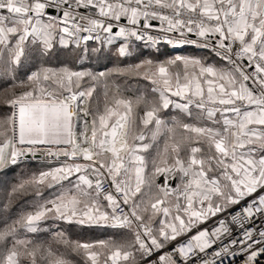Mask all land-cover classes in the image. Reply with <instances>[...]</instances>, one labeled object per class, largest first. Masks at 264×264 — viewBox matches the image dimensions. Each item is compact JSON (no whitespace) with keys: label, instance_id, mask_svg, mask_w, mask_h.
<instances>
[{"label":"snow or ice","instance_id":"snow-or-ice-1","mask_svg":"<svg viewBox=\"0 0 264 264\" xmlns=\"http://www.w3.org/2000/svg\"><path fill=\"white\" fill-rule=\"evenodd\" d=\"M226 259L264 264V0H0V264Z\"/></svg>","mask_w":264,"mask_h":264},{"label":"rangeland","instance_id":"rangeland-1","mask_svg":"<svg viewBox=\"0 0 264 264\" xmlns=\"http://www.w3.org/2000/svg\"><path fill=\"white\" fill-rule=\"evenodd\" d=\"M162 50L165 51V52H167L166 49H162ZM169 53H180V54H185V55H191V54H199L200 53V50L193 49V48H187L186 50L185 49L184 50H177L175 52H169ZM89 238H91V237H89Z\"/></svg>","mask_w":264,"mask_h":264},{"label":"built area","instance_id":"built-area-1","mask_svg":"<svg viewBox=\"0 0 264 264\" xmlns=\"http://www.w3.org/2000/svg\"><path fill=\"white\" fill-rule=\"evenodd\" d=\"M164 47L167 48L170 52H175V51H177V50H184V49H175V50H173L170 46H167V45H165ZM188 48H191V47H188ZM186 49H187V48H185V50H186ZM200 51H201V50H200ZM225 264H229L228 259L225 260ZM234 264H240L239 259H237V260L234 262Z\"/></svg>","mask_w":264,"mask_h":264},{"label":"trees","instance_id":"trees-1","mask_svg":"<svg viewBox=\"0 0 264 264\" xmlns=\"http://www.w3.org/2000/svg\"><path fill=\"white\" fill-rule=\"evenodd\" d=\"M163 49H166L167 52H170L167 48L163 47Z\"/></svg>","mask_w":264,"mask_h":264}]
</instances>
